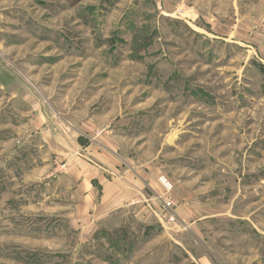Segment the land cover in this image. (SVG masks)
I'll return each instance as SVG.
<instances>
[{
  "label": "rangeland",
  "instance_id": "rangeland-1",
  "mask_svg": "<svg viewBox=\"0 0 264 264\" xmlns=\"http://www.w3.org/2000/svg\"><path fill=\"white\" fill-rule=\"evenodd\" d=\"M0 264H264V0H0Z\"/></svg>",
  "mask_w": 264,
  "mask_h": 264
},
{
  "label": "crops",
  "instance_id": "crops-1",
  "mask_svg": "<svg viewBox=\"0 0 264 264\" xmlns=\"http://www.w3.org/2000/svg\"><path fill=\"white\" fill-rule=\"evenodd\" d=\"M80 147L86 148L84 145ZM75 148L76 144L72 142L71 153L75 152ZM104 161L100 165L102 167L97 165L96 168L71 154V170L68 178L71 181L69 189H71L72 206L78 203L79 207L85 208L88 214L87 210L95 208V202L98 200V207L103 208V213H108L129 205L134 197L149 196L148 192L155 186L154 179H143L137 175L135 179L127 170H121L123 161H116L113 157H107Z\"/></svg>",
  "mask_w": 264,
  "mask_h": 264
},
{
  "label": "built area",
  "instance_id": "built-area-1",
  "mask_svg": "<svg viewBox=\"0 0 264 264\" xmlns=\"http://www.w3.org/2000/svg\"><path fill=\"white\" fill-rule=\"evenodd\" d=\"M160 181H161L162 185H163L166 189H169V187H170V183H169L165 178L161 177V178H160ZM165 203H166L165 206H170V202H169V201H167V202H165Z\"/></svg>",
  "mask_w": 264,
  "mask_h": 264
}]
</instances>
